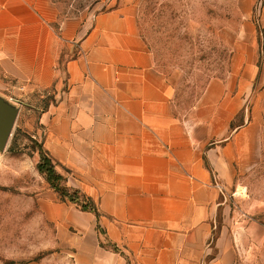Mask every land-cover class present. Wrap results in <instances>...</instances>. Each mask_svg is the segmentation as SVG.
Instances as JSON below:
<instances>
[{
  "label": "crops",
  "instance_id": "0c3cea01",
  "mask_svg": "<svg viewBox=\"0 0 264 264\" xmlns=\"http://www.w3.org/2000/svg\"><path fill=\"white\" fill-rule=\"evenodd\" d=\"M106 3L60 19L53 0H0V68L25 87L56 91L41 113L42 146L99 211L50 193L44 214L73 264H236L247 226H223L214 242L212 234L225 193H237L258 160L257 120L231 125L253 75L234 64L179 114L139 0Z\"/></svg>",
  "mask_w": 264,
  "mask_h": 264
},
{
  "label": "rangeland",
  "instance_id": "374dc122",
  "mask_svg": "<svg viewBox=\"0 0 264 264\" xmlns=\"http://www.w3.org/2000/svg\"><path fill=\"white\" fill-rule=\"evenodd\" d=\"M53 1L60 18L109 6L103 0ZM138 18L156 63L173 80L179 114L189 112L209 79L227 78L234 64L253 75L242 111L231 125L257 120L258 160L239 176L237 193L235 187L225 193L212 241L218 229L240 222L247 226L242 243L248 249L236 264H264V0H139ZM66 58H60V67ZM55 101L52 87H25L0 68V111L15 115L0 150V264H73L60 244L56 222L42 207L52 202L51 193L81 209L60 199L36 167L45 128L41 113ZM57 172L64 176L57 182L60 189L73 194L77 188L68 183L70 171Z\"/></svg>",
  "mask_w": 264,
  "mask_h": 264
},
{
  "label": "trees",
  "instance_id": "16d2710c",
  "mask_svg": "<svg viewBox=\"0 0 264 264\" xmlns=\"http://www.w3.org/2000/svg\"><path fill=\"white\" fill-rule=\"evenodd\" d=\"M54 27L56 30H58L59 23H56ZM36 167L40 173H43L45 175L46 181L48 182L50 187L60 195V199H66L71 202L77 203L81 210L93 212L96 216L99 215L96 203L90 197L83 194L79 189H75L73 194H69L66 190L60 189L57 182L63 181L64 176L61 173L57 172L53 160L50 158L48 152L44 150V148L39 149V162L37 163ZM81 197L86 198V202L84 201V199L81 200ZM113 249L116 250V247L113 246Z\"/></svg>",
  "mask_w": 264,
  "mask_h": 264
},
{
  "label": "water",
  "instance_id": "95a60500",
  "mask_svg": "<svg viewBox=\"0 0 264 264\" xmlns=\"http://www.w3.org/2000/svg\"><path fill=\"white\" fill-rule=\"evenodd\" d=\"M15 115L11 112L0 111V150L4 149L14 124Z\"/></svg>",
  "mask_w": 264,
  "mask_h": 264
}]
</instances>
